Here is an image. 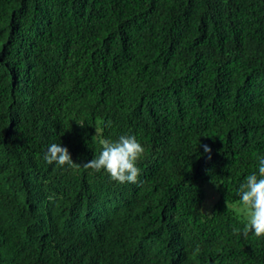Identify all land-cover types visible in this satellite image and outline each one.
<instances>
[{
    "label": "trees",
    "instance_id": "1",
    "mask_svg": "<svg viewBox=\"0 0 264 264\" xmlns=\"http://www.w3.org/2000/svg\"><path fill=\"white\" fill-rule=\"evenodd\" d=\"M101 122L136 184L44 160ZM262 157L264 0H0V264H264L233 231Z\"/></svg>",
    "mask_w": 264,
    "mask_h": 264
},
{
    "label": "clouds",
    "instance_id": "2",
    "mask_svg": "<svg viewBox=\"0 0 264 264\" xmlns=\"http://www.w3.org/2000/svg\"><path fill=\"white\" fill-rule=\"evenodd\" d=\"M110 124L111 122H108V125H104L101 122V127L95 129V133L101 137V151L87 163L80 165L73 162L67 147L59 143H52L47 147L44 160L50 165L55 163L61 167L68 165L73 168L91 169L94 172L103 171L114 182L136 184L140 175L137 162L145 149L136 136L131 134L119 135L116 139L103 138V128ZM203 147L210 159L211 149L207 145ZM237 195L243 227L234 228V234L241 232L244 237L249 233L258 238L264 236V157L259 158L257 170L245 176L239 184Z\"/></svg>",
    "mask_w": 264,
    "mask_h": 264
},
{
    "label": "rangeland",
    "instance_id": "3",
    "mask_svg": "<svg viewBox=\"0 0 264 264\" xmlns=\"http://www.w3.org/2000/svg\"><path fill=\"white\" fill-rule=\"evenodd\" d=\"M215 198H214V195L212 194V190L210 189V188H207V201L208 202H211V201H213ZM233 205H236V206H238V203H235V204H233ZM239 210V208H237V211ZM238 212H240V211H238Z\"/></svg>",
    "mask_w": 264,
    "mask_h": 264
}]
</instances>
